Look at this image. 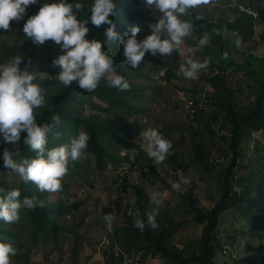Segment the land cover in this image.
I'll list each match as a JSON object with an SVG mask.
<instances>
[{
  "label": "rangeland",
  "instance_id": "rangeland-1",
  "mask_svg": "<svg viewBox=\"0 0 264 264\" xmlns=\"http://www.w3.org/2000/svg\"><path fill=\"white\" fill-rule=\"evenodd\" d=\"M85 1L79 0L82 4L80 13L86 11L88 15L90 9ZM137 1L146 16L137 34L142 39L150 33L148 26L155 22L157 13L146 8L143 0ZM240 5L255 10L254 7L264 8V0H207L187 9L180 18L192 22L191 34L183 38L179 51L151 56L136 67L140 76H131L127 80L128 84L138 87L135 97L129 100L128 110L114 109L104 113L91 109L89 104L84 107L86 115H98L103 119V124L115 133L112 145L106 144L105 147L109 157H104L99 165L94 156L84 150L82 157L61 178V188L55 192H43L48 203L62 201L70 207L68 214L60 221L65 231L56 238L50 236L46 241L39 240L37 246L30 248L25 223L20 219L9 222L8 227L15 235L9 243L15 248V253L22 257L18 262L14 255L11 256L10 264H106L107 259H110V264H141L139 259L144 254L143 250L138 251L124 240L122 232L115 233L117 229L129 225V217L142 220L134 187H140L148 196L153 191L161 194L157 212L165 210L177 221H185V227L179 229L167 241V245L178 248L187 246L192 250L193 244L200 240L202 227L192 222V214L185 212L188 201L184 202L179 194L192 190L197 207L207 213L219 201L223 176L231 155V127L223 119L224 111L216 104V101L225 103L222 90L214 85L206 89L211 65L220 63L222 58L225 61L224 83L229 91H233L236 110L246 111L251 107L258 79L264 77V42H260L261 36H264V25L257 19L250 21L240 12ZM29 9H32V5L27 7L26 13ZM197 16L200 19H196ZM23 22L24 18L17 24H9V29L0 30V63L12 58L6 54L3 46H14L17 55L22 57L23 68L34 75L33 83L43 89L45 106L63 87L55 78L57 70L46 68L51 58L58 54V46L51 41L33 45L28 39L18 38V26ZM205 32L208 33V43L193 47ZM233 32L239 36L240 43L230 54L235 39L231 35ZM33 48L35 54L31 52ZM240 52L245 53L246 57ZM29 54L36 58V67L32 70L28 68ZM188 59L208 61L206 67L197 73L196 79H185L178 72L179 65ZM233 60L235 63H232ZM169 71L174 74L172 79L167 78ZM107 78L110 79V75ZM104 80L101 78V81ZM204 89L210 105L191 121L186 103L191 97H198ZM90 99L102 108L107 107L94 95ZM42 107L34 109L33 115L36 116ZM215 114L218 115L217 119L212 118ZM149 127L157 128L165 139H172L179 161L183 163H189L194 158V146L202 136L209 169L191 164L184 173L171 161H163L161 165L156 164L158 176L148 180L145 172H148L149 157L145 154L137 162L138 167L134 162L138 154L144 152L139 133ZM8 146L10 144H0V148ZM257 147L264 148V136L260 133H254L248 142H240L238 164L243 168L238 170L235 178V189L240 192L246 189L244 183L250 181L249 174L256 171L255 164L263 155ZM183 178H187L188 183H179L178 188L173 190L171 184ZM0 181L10 186L26 183L6 167L0 170ZM147 210L151 211V207L148 206ZM108 213L112 215L111 222L103 218ZM218 237L223 247L216 251L217 264H232L236 258L262 252L260 245L263 242L251 237L250 226L236 210L221 215ZM143 264L169 263L157 257H145Z\"/></svg>",
  "mask_w": 264,
  "mask_h": 264
},
{
  "label": "clouds",
  "instance_id": "clouds-1",
  "mask_svg": "<svg viewBox=\"0 0 264 264\" xmlns=\"http://www.w3.org/2000/svg\"><path fill=\"white\" fill-rule=\"evenodd\" d=\"M37 2L0 0V30L9 29L10 21L23 19L27 7ZM201 2L206 3L207 0H143L145 7L155 10L157 16L155 22L148 26L150 33L139 40L137 34L140 29L136 25L130 26V34L125 36L114 30L115 25L110 19L113 0H92L86 19H77V13L82 8L79 0H43L34 14L27 15L21 31L33 45L51 41L58 46V54L50 64L57 69L55 78L64 87L75 82L80 89L91 92L101 78H105L109 87L123 91L129 86L127 80L114 72L113 59L107 50H102L101 41L86 38L90 31L88 25L96 28L104 25L105 39L118 41L122 49L121 62L135 69L146 52L155 57L170 54L173 50L179 51L183 38L190 35L193 28L191 21L180 17L187 9ZM231 35L235 38L234 43L239 45V36L234 32ZM208 41V33L205 32L193 47L204 46ZM21 60L20 55H14L9 61L0 63V144L12 146L11 150L8 147L0 148V161L3 167L18 174L21 181L35 185L37 191L55 192L61 188V178L68 167L84 154L89 137L81 131L67 143L46 147L48 134L54 126L60 125L61 120L59 115L53 114L51 123L36 122L33 111L44 105L45 97L43 89L33 83L34 75L26 68L19 67ZM207 63V59H188L179 65L178 72L185 79H196L197 73ZM109 75L110 79L107 78ZM21 133H24L23 137ZM139 142L154 165L170 155L171 141L165 139L157 128L140 131ZM21 143L34 155L17 161L13 157L20 151ZM179 183L187 184L188 180L183 178L173 182L171 188L176 190ZM0 192V221L5 223L16 221L21 207L33 209L43 206V201L35 196L21 197L18 188ZM160 196L159 192L150 193L148 203L151 211L145 210L147 223L153 228L156 227L154 217L161 203ZM103 218L111 222L112 215L108 213ZM132 226L143 231L145 222L137 217ZM15 251L10 243L0 242V264H10V257L15 255Z\"/></svg>",
  "mask_w": 264,
  "mask_h": 264
},
{
  "label": "trees",
  "instance_id": "trees-1",
  "mask_svg": "<svg viewBox=\"0 0 264 264\" xmlns=\"http://www.w3.org/2000/svg\"><path fill=\"white\" fill-rule=\"evenodd\" d=\"M87 8L90 9L92 0H86ZM43 0L32 5V9L27 11L24 20L27 19V15L34 14ZM114 8L113 15L110 19L115 25L114 30L121 36L130 34L128 29L132 25L139 27L142 26L145 16V12L139 8L137 0H113ZM257 17L247 16L250 21L259 20L264 25V8L254 7ZM86 11L84 13H77V19H86ZM18 21H10L9 24H17ZM253 23V22H251ZM23 24V23H22ZM22 24L18 26V38L27 40L28 38L21 31ZM90 31L86 34L88 39H97L102 43V50H107L109 55L113 59V68L116 74L123 76L126 80L131 76L139 77L140 74L133 69L123 64L122 49L119 46L118 41H107L103 36L102 25L99 28L88 25ZM1 35V32H0ZM137 39L138 35H137ZM260 42H264V36H261ZM222 44V43H220ZM7 55L13 57L17 55L14 46H3ZM255 48V47H254ZM232 49H236V44L233 43L230 48V54ZM253 50V49H251ZM35 54V49L31 50ZM242 53V52H240ZM243 57L245 53H242ZM151 57L147 52L139 65L143 64ZM54 58V57H53ZM258 58V57H256ZM36 58L34 55L29 54L28 56V68L29 70L36 67ZM52 60V58H51ZM51 60L48 62L46 68L51 67ZM257 60H261L258 58ZM232 63H235L233 60ZM251 63H248L250 65ZM225 61L223 58L220 63L212 64L210 68V76L207 82L211 86H216L219 90H222L223 98L225 103L216 101L217 107L221 108L225 116L224 120L229 123L230 129V163L228 164L226 171L223 176L221 192L219 195V201L207 212L204 213L196 205V199L193 197L192 190L186 193H181L180 198L187 202L185 212L192 214V222L202 227L200 240L195 242L192 250L190 247H177L167 245V241L181 228H184L185 221H177L172 217L169 212L165 210H159L156 212L154 221L156 227H150L147 223L145 210L149 206V196L140 187H134L136 193V204L141 212L142 221L145 222L143 231L134 228L133 219L128 218V224L126 227L119 228L115 231L116 235L119 232L123 233V239L131 245L135 246V249L143 250L144 254L141 255V264L145 257H157L163 259L169 264H217L216 262V251L218 248H222L221 241L218 237V227L220 223L221 215L232 210L240 212L246 219L247 224L250 226V235L252 238H258L262 245L260 249L262 252L258 255H246L241 258H236L232 261V264H264V148H260L263 152L261 158L255 164L256 171L249 174V182L244 183L246 189L244 191H238L235 189L236 176L238 170L240 171L243 167L238 164V158L241 156L240 142L252 139L254 133H260L264 136V77L258 79V88L256 90L255 99L251 107L246 110H236V102L232 99L233 91H229L225 86ZM19 67L23 68L22 64ZM52 70H57L52 68ZM217 71V72H215ZM168 79H172L174 74L168 72ZM128 88L123 91H118L115 88L108 86L106 80L99 81L97 87L91 91H84L76 86L75 82H72L68 87H62L60 92L51 97L50 100L39 109L35 117L37 123H51V116L57 114L60 117L61 123L59 126H54L47 136L46 147L51 148L63 143H67L70 138L75 137L78 132H85L88 134V141L86 151L91 153L97 163L100 165L104 157H109L107 152L106 144L112 145V139L116 136L106 125L103 124V119L98 115H86L84 107L89 104L90 108L96 111L109 113L114 109L126 111L130 108L129 100L135 97V90L138 87L133 86L131 83L128 84ZM96 96L99 100L107 104L106 108H102L99 105L94 104L90 97ZM196 97H191L194 99ZM199 116V115H198ZM195 117V119L198 118ZM218 115L215 114L212 118L217 119ZM209 131V130H207ZM212 133V131H211ZM24 133H21L23 137ZM171 141V148L169 149L170 155H166L164 162L171 161L176 164V167L181 172H187L190 169L191 164H197L208 170L209 163L203 143V137L195 144L194 158L189 163H183L179 161V154L176 153V146L172 143L171 138H167ZM182 141L184 140L182 135ZM132 147H136L135 144H130ZM20 151L13 157V159L19 161L21 158H30L34 155L33 152L29 151L26 146L22 143L19 145ZM11 150L12 146H8ZM144 152H140L136 158L134 165L137 167L138 161H140ZM128 158V157H126ZM162 161V162H163ZM159 163V165L162 164ZM74 161L68 169H72ZM2 161H0V170H4ZM144 169V167H141ZM146 168V167H145ZM149 178L158 176L156 164L152 163L149 158L148 166ZM62 180V179H61ZM239 184V183H238ZM62 185V182H61ZM12 188H18L20 196H35L37 199L43 201L42 207H35L33 209H27L21 207L18 210V219L22 220L26 226V234L28 240L31 243V247L37 246L39 240L46 241L50 236L56 238L59 234L65 231V227L60 225L61 218L66 216L69 212L70 207L64 205L62 201L57 203H48L45 200V195L42 191H37L35 185L20 183L17 186H10L5 181H0V190L7 191ZM2 194V192H0ZM255 196H254V195ZM9 222L5 223L0 221V242L9 243L15 238L14 233L8 227ZM263 230V232H261ZM250 250L248 247L247 250ZM248 250V251H249ZM227 252V251H226ZM16 260L19 262L21 256L15 253ZM231 256V255H230ZM106 264H110V259L106 260Z\"/></svg>",
  "mask_w": 264,
  "mask_h": 264
},
{
  "label": "built area",
  "instance_id": "built-area-1",
  "mask_svg": "<svg viewBox=\"0 0 264 264\" xmlns=\"http://www.w3.org/2000/svg\"><path fill=\"white\" fill-rule=\"evenodd\" d=\"M241 13L245 14L246 16H253L257 17L256 12L251 7H241L240 8ZM217 72V71H215ZM206 89L211 88V84L206 82ZM198 97L194 99H189L187 101V109L189 114V119L191 121L195 120V117L202 114L204 111H206L210 105L209 97L207 96V91L205 89L202 91ZM145 172V171H143ZM147 174V179L149 178V172H145ZM125 176V175H123Z\"/></svg>",
  "mask_w": 264,
  "mask_h": 264
}]
</instances>
